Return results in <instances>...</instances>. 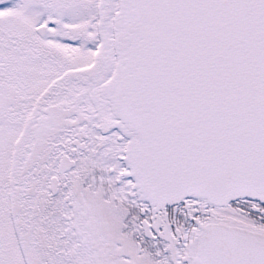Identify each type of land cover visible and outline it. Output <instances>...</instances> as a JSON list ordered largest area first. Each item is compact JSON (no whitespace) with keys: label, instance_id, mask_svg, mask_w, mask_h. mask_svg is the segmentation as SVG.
<instances>
[{"label":"snow or ice","instance_id":"1","mask_svg":"<svg viewBox=\"0 0 264 264\" xmlns=\"http://www.w3.org/2000/svg\"><path fill=\"white\" fill-rule=\"evenodd\" d=\"M0 264H264V0H0Z\"/></svg>","mask_w":264,"mask_h":264}]
</instances>
